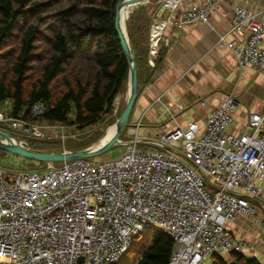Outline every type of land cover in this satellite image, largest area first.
<instances>
[{"label":"built area","instance_id":"1","mask_svg":"<svg viewBox=\"0 0 264 264\" xmlns=\"http://www.w3.org/2000/svg\"><path fill=\"white\" fill-rule=\"evenodd\" d=\"M180 1L163 0L167 16L151 24L153 65L167 24L206 22L215 8L214 0L183 6ZM257 15L234 7L233 28L249 34L228 45L240 66L263 69L264 7ZM238 104L228 93L203 125L177 123L152 138L139 134L140 119L128 123L134 136L114 160L72 157L34 169L0 166V264H116L128 253L132 236L149 227L174 239L167 264H198L213 252L252 248L226 225L237 214L256 212L250 199L261 194L264 180V108L249 114L247 131L236 133L230 125ZM164 105L176 120L173 105ZM28 108L34 116L46 109L42 101ZM4 109L9 112L8 103ZM0 119L40 137L69 126L1 111ZM139 142L153 146L140 148Z\"/></svg>","mask_w":264,"mask_h":264},{"label":"trees","instance_id":"2","mask_svg":"<svg viewBox=\"0 0 264 264\" xmlns=\"http://www.w3.org/2000/svg\"><path fill=\"white\" fill-rule=\"evenodd\" d=\"M118 1L0 0V107L8 103L10 115L80 129L113 113L118 94L127 87L129 70L115 27ZM161 4L141 2L126 18L142 86L154 79L164 54L158 41L154 65L150 64V25ZM36 101L45 104L43 115L30 113L28 106ZM57 140L32 138L27 146L55 151L60 149ZM26 160V168L46 165ZM137 241L142 243L134 264L168 263L174 239L167 231L149 227L137 232L130 249ZM211 257L212 264H263L240 252L229 258L213 252Z\"/></svg>","mask_w":264,"mask_h":264},{"label":"crops","instance_id":"3","mask_svg":"<svg viewBox=\"0 0 264 264\" xmlns=\"http://www.w3.org/2000/svg\"><path fill=\"white\" fill-rule=\"evenodd\" d=\"M202 1L181 0L180 6ZM214 1L215 8L208 21L189 22L179 28L169 23L164 28L159 40L164 48L161 63L154 73V79L143 86L137 95L130 113L132 122L140 119L142 137L152 138L177 123L185 126L189 121H197L203 125L211 109L231 92L239 101L230 125L233 132L247 131L249 114L264 108V68L240 66L237 56L228 45L231 40L242 43L249 34L248 30L233 28L234 7L242 5L259 17L264 0ZM160 16L164 18L167 15L159 7L152 23ZM164 103L172 104L176 109V120L168 116ZM115 104L117 110L119 102ZM260 186L261 194L250 199L256 207L255 214H237L234 220L227 222L226 227L231 234L253 245L240 253L255 256L264 264V180ZM218 253L226 258L231 254ZM208 257L211 254L202 260Z\"/></svg>","mask_w":264,"mask_h":264},{"label":"water","instance_id":"4","mask_svg":"<svg viewBox=\"0 0 264 264\" xmlns=\"http://www.w3.org/2000/svg\"><path fill=\"white\" fill-rule=\"evenodd\" d=\"M144 1L146 0H119L116 4L115 27L119 34L123 52L129 65L127 98L123 106L122 113L114 122L107 126L103 134L93 143L78 150L42 151L25 145L15 134L0 128V149L26 158H31L33 160L50 162L69 159L72 157H88L103 152L115 142L122 141L120 139V134L129 123L128 120L135 99L143 87L138 80L136 57L127 30L125 11L128 7ZM164 9L165 5L162 3L160 10L164 11ZM110 126L114 127L113 132L109 138L103 140ZM124 143H126V140Z\"/></svg>","mask_w":264,"mask_h":264},{"label":"rangeland","instance_id":"5","mask_svg":"<svg viewBox=\"0 0 264 264\" xmlns=\"http://www.w3.org/2000/svg\"><path fill=\"white\" fill-rule=\"evenodd\" d=\"M148 1V0H146ZM141 3V2H140ZM139 3L132 5L128 7L125 11L126 18L129 16L130 12L138 5ZM151 64V63H150ZM153 65V64H151ZM127 98V87L118 94L117 100L115 102H119V107L116 111L114 110L113 113H109L106 116H104L97 124L92 125L90 127H85V128H77L74 125H69L65 127L64 132L62 131L61 128H52L51 131L56 132L53 137L58 139V145L59 148H55L58 150L55 151H60V150H78L81 149L94 141H96L102 133L106 130L107 126L110 125V123L114 122L119 115L122 113L123 106L125 104ZM116 105V104H115ZM0 111L3 112L5 116L9 112H7L6 109H4V106L0 107ZM133 117L130 116L129 118V123H132ZM0 128L7 130L11 133H14L18 138H25L28 139L29 141L32 138H39L40 136L34 135L31 133V131L22 129L20 127H12L9 125V122H6L4 120L0 119ZM127 127L123 129V131L120 134V139L122 141L120 142H115L112 144L108 149L104 150L101 153L94 154L91 156L86 157L92 162H98L101 160H114L116 159L123 151L125 147V140H129L133 138V134L128 133ZM142 129V127H141ZM140 129V130H141ZM139 130V134H140ZM64 133V135H63ZM1 138V135H0ZM138 147L140 148H145V147H151L153 146L151 143L146 144L143 142H139ZM52 151V150H51ZM37 162V160H34ZM39 162V161H38ZM62 160L60 161H54V163H61ZM28 164V161L26 160V157H23L21 155L5 151L3 149H0V166L1 167H26ZM32 164L36 166V163ZM39 165V164H37ZM141 243L140 241L135 242L132 245V248L129 250L127 255L123 258L121 264H134L135 259L137 258L139 251L141 249ZM199 264H212V259L211 257H208L206 260H202Z\"/></svg>","mask_w":264,"mask_h":264},{"label":"bare ground","instance_id":"6","mask_svg":"<svg viewBox=\"0 0 264 264\" xmlns=\"http://www.w3.org/2000/svg\"><path fill=\"white\" fill-rule=\"evenodd\" d=\"M128 32H129V31H128ZM154 41H155V39H154ZM113 129H114L113 126H110V127L108 128L107 133H106L105 137L103 138V140L106 139V138H109V136H110V135L112 134V132H113Z\"/></svg>","mask_w":264,"mask_h":264}]
</instances>
